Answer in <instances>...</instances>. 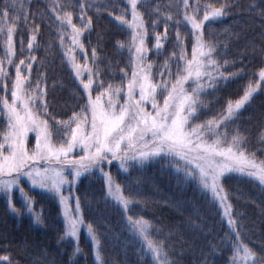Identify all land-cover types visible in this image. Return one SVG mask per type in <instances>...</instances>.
<instances>
[{"label": "snow or ice", "instance_id": "1", "mask_svg": "<svg viewBox=\"0 0 264 264\" xmlns=\"http://www.w3.org/2000/svg\"><path fill=\"white\" fill-rule=\"evenodd\" d=\"M182 4L183 19L175 23L177 26L183 23L190 29L182 38L177 27L176 50L165 61V71L160 73L158 83L153 82V65L147 63L149 29L145 13L141 11L143 0H126L125 7L115 16L121 26L130 30V74L121 69L119 85L100 79L99 71L93 72L87 66V53L85 64L80 65L71 49L65 52L78 82V110L73 109L67 120L51 116L46 79L32 80L35 57L15 63V21L3 23L0 27V34L5 37V60H0V119L4 125L0 131V198L9 212L19 218L21 213L14 204L18 195L24 213L36 225H43L46 220L43 211L34 208L35 200L29 192L58 203L64 236L78 239L80 227L84 225V213L81 198L74 196L72 189L82 176L98 175L103 181L105 201L122 210L130 238L139 244L142 255L150 257L146 264H173L168 259L164 241L152 238L150 221L128 215L132 199L124 195V189L110 171L116 162L117 174L123 173L127 179L132 167L143 168L152 161L166 162L167 170L174 172L183 183H194L207 206L215 209L222 222H226L227 231L221 242H229L231 256L227 264H264V245L257 252L242 239V214L234 212L231 193L233 183L250 182H255L252 186L264 192V159H258L248 148V138L239 129H233L231 133L228 130L245 105L264 89V67L258 72L259 79L247 84L239 100L228 101L220 114L197 123L204 114L200 95L207 88L216 89L219 83H227L239 75L229 73L226 76L221 71V65L215 59L217 46L204 36L205 22L218 20L231 9L227 0L219 7L209 3L204 5L200 18L198 0L195 5H190L189 0H182ZM256 7L249 5L253 11ZM13 8L15 0L0 5V22L9 18ZM261 8L260 14L264 16V4ZM79 9L81 27L78 28L73 23L72 11L66 10L65 5L54 2L51 6L61 30L65 26L71 29L72 47L83 52L80 37L91 30L92 20L90 17L85 19L84 3L79 4ZM159 11V6H154L153 13ZM164 19V33L154 36L157 55L163 48L162 41L168 38L167 22L172 21L173 16ZM159 22V19L151 21L153 31ZM38 31L39 25H35L27 44L29 50L34 47ZM59 39L63 47L62 31ZM186 39L191 44L190 58ZM117 46L125 47L122 42ZM91 55L95 61V48ZM169 60L174 63V70ZM5 63L9 68L15 67L14 76L6 70ZM227 64L228 61H224V66ZM205 78L207 84L202 83ZM190 81L189 90L185 85ZM30 133L34 134V144L29 139ZM260 143L264 144V134ZM25 181L29 192L21 186ZM65 186H68V195H65ZM87 232L95 245L96 259L103 264L93 224L87 225ZM218 249L217 244L208 245L207 252L202 253L204 264L216 256ZM75 251L78 254L79 248ZM0 264H13V260L9 255L0 256Z\"/></svg>", "mask_w": 264, "mask_h": 264}, {"label": "trees", "instance_id": "2", "mask_svg": "<svg viewBox=\"0 0 264 264\" xmlns=\"http://www.w3.org/2000/svg\"><path fill=\"white\" fill-rule=\"evenodd\" d=\"M5 2L11 4L12 0H0V5ZM54 2L72 11L73 23L78 28L81 27L79 4H85V19L90 17L92 25L91 30L85 31L80 37L83 52L72 47L71 29L65 26L61 30L55 20L51 11ZM198 2L202 18L204 5L211 3L219 7L225 0ZM227 2L231 10L218 20L205 22L204 36L205 40L217 46L215 59L221 65V71L226 76L229 73L239 75L230 78L227 83H219L216 89L207 88L200 95L204 114L197 123L220 114L228 101L239 100L247 84L258 80V72L264 67V16L260 14L264 0ZM196 3L197 0H189L190 5ZM143 4L141 11L145 13L149 29L147 63L153 65V82L158 83L160 73L165 71V61L176 50L177 27L183 38L190 26L186 27L183 23L177 26L175 23L183 19L182 0H143ZM125 5L126 0H15V8L10 10L9 18L0 22L2 27L3 23L12 24L15 21V63L35 57L31 78L33 81L38 77L46 79L49 112L55 119L67 120L71 111L76 109L78 100V82L65 55L67 50H72L71 54L80 65L85 64L87 53V66L93 72L99 71L100 79L105 82L119 85L121 69L130 74V30L115 20ZM156 5L160 8L159 13H153ZM249 5L257 7L253 11ZM168 15H172L173 20L167 22L168 38L162 41L163 48L157 55L154 36L164 33V18ZM127 18L130 20V15ZM155 19L160 22L153 31L151 21ZM35 25H39V31L33 49L29 50L27 44ZM61 31L64 34L63 47L59 39ZM4 39V35L0 34V60H5ZM118 42L124 43L125 47L118 48ZM185 44L190 58L191 44L187 39ZM93 48L97 51L95 61L91 55ZM224 61H228L227 66H224ZM169 64L174 70V63L169 60ZM5 67L14 76L15 67L9 68L6 63ZM84 75L86 78L87 72ZM202 83L207 84V79ZM190 85L191 81L185 87L190 90ZM3 127L0 119V131ZM233 129H239L247 136L248 148L256 153L258 159H264V144L260 143V137L264 134V89L255 95L250 104L245 105L236 122L229 125V133ZM117 167L116 162H113L110 171L124 189V195L132 199L128 215L150 221L152 238L164 241L168 259L173 264H204L202 253L207 252L210 243L219 245V249L208 264H227L231 256L229 242H221L227 231L226 222H222L215 209L207 206L194 183L186 184L178 180L174 172L167 170L166 162L152 161L143 168L132 167L127 179L125 174H117ZM254 183H233L231 193L234 212L242 214V239L259 252L264 245V192L253 187ZM21 186L29 192L27 181ZM72 192L81 198L84 213V225L80 227L78 239L64 236L63 218L57 211L58 203L29 192L35 200L34 208L38 212L43 211L46 220L43 225H36L24 213L18 195L14 204L21 213L19 218L9 212L5 201L0 198V256L9 255L13 264H100L96 259L95 245L87 232V225L91 223L100 244L103 264H146L150 257L142 255L139 244L130 238L122 210L112 202L105 201L103 181L98 175L82 176ZM68 194V186H65V195ZM71 203L74 205V200ZM77 247L78 254L75 251Z\"/></svg>", "mask_w": 264, "mask_h": 264}, {"label": "rangeland", "instance_id": "3", "mask_svg": "<svg viewBox=\"0 0 264 264\" xmlns=\"http://www.w3.org/2000/svg\"><path fill=\"white\" fill-rule=\"evenodd\" d=\"M29 139H32V144H34V134H29ZM31 146V144H29V147ZM77 151L79 152V149H77Z\"/></svg>", "mask_w": 264, "mask_h": 264}]
</instances>
